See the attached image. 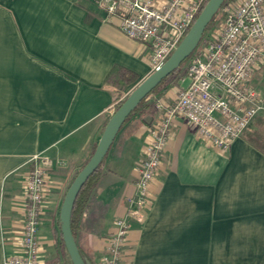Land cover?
Segmentation results:
<instances>
[{
	"label": "crops",
	"instance_id": "obj_1",
	"mask_svg": "<svg viewBox=\"0 0 264 264\" xmlns=\"http://www.w3.org/2000/svg\"><path fill=\"white\" fill-rule=\"evenodd\" d=\"M98 1L0 0V264L23 223L36 154L54 162L40 257L71 264L60 227L66 193L96 149L110 109L152 74L148 49L125 36L120 19ZM115 68L124 81L109 78ZM185 85L168 79L132 113L82 198L89 206L75 210V239L89 264H99L114 220L136 195L147 125L162 117L158 102L172 103ZM253 86L264 97V66ZM170 131L154 204L141 223L132 221L122 264H264V151L253 143L264 137V112L226 151L200 140L181 116Z\"/></svg>",
	"mask_w": 264,
	"mask_h": 264
},
{
	"label": "built area",
	"instance_id": "obj_2",
	"mask_svg": "<svg viewBox=\"0 0 264 264\" xmlns=\"http://www.w3.org/2000/svg\"><path fill=\"white\" fill-rule=\"evenodd\" d=\"M206 0H99L109 15L120 19L122 33L148 49L152 73L173 54L192 27ZM220 23L209 30L201 48L189 59L172 103L157 104L162 117L147 125L150 134L136 168V195L124 216L114 220L99 264H122L132 221L142 222L153 206V182L177 116L187 120L203 142L226 151L264 112V97L253 86L256 70L264 66V0H227ZM116 109H110L111 115ZM24 187L23 223L10 238L13 253L4 264H46L39 238L43 206L53 160L44 154L31 158Z\"/></svg>",
	"mask_w": 264,
	"mask_h": 264
},
{
	"label": "water",
	"instance_id": "obj_3",
	"mask_svg": "<svg viewBox=\"0 0 264 264\" xmlns=\"http://www.w3.org/2000/svg\"><path fill=\"white\" fill-rule=\"evenodd\" d=\"M225 1L209 0L170 58L129 94L124 103L111 116L94 154L70 185L60 211V227L63 242L72 264H89L82 256L72 231V213L80 191L102 164L118 132L134 110L197 49L207 27Z\"/></svg>",
	"mask_w": 264,
	"mask_h": 264
},
{
	"label": "trees",
	"instance_id": "obj_4",
	"mask_svg": "<svg viewBox=\"0 0 264 264\" xmlns=\"http://www.w3.org/2000/svg\"><path fill=\"white\" fill-rule=\"evenodd\" d=\"M208 1L209 0H206L205 1V3H204V5L202 6V9L200 10V13H201V11L203 10V8L206 6V4L208 3ZM227 2V0L225 1V3ZM224 3V4H225ZM223 4V5H224ZM221 10V9H220ZM220 10H219V12L215 15V17L213 18V20L211 21V23L209 24V26L207 27V29H206V31H205V34H204V36H203V38H202V40H201V42H200V44H199V46L197 47V49L193 52V54L176 70V71H174L169 77H167L151 94H153V93H155V92H157L161 87H163L164 85H165V83H166V81L168 80V79H170V78H173V77H175V78H177L178 80H180V78L185 74V67H186V64H187V62L189 61V59L201 48V46H202V44H203V41H204V39H205V36L207 35V33L209 32V30H211V26H212V24H213V22L216 20V18L219 16V13H220ZM199 13V14H200ZM199 14L197 15V17H196V20H197V18H198V16H199ZM195 20V21H196ZM195 21H194V23H195ZM193 23V24H194ZM191 28V27H190ZM190 28L188 29V31H187V33L189 32V30H190ZM183 71V72H182ZM125 72L124 71H122V70H120L119 68H115L114 70H113V72L110 74V79L112 78V76H117L118 74H120V78L122 79V81H124V79H126V78H124V77H126V75L124 74ZM130 81H132V79L130 80ZM129 82V81H128ZM150 94V95H151ZM149 95V96H150ZM148 96V97H149ZM147 97V98H148ZM146 98V99H147ZM127 99V98H126ZM126 99H124V100H122V101H120L119 102V104H118V106H117V109L124 103V101L126 100ZM145 99V100H146ZM145 100H143L140 104H139V106L135 109V110H137L139 107H140V105L145 101ZM116 109V110H117ZM134 110V111H135ZM132 115V114H131ZM130 115V116H131ZM253 143L258 147V148H260L262 151H264V137L263 136H258L257 138H256V140L255 141H253ZM96 150V149H95ZM95 150H94V152H95ZM94 152H93V154H94ZM92 154V155H93ZM90 160V159H89ZM88 160V161H89ZM88 161L86 162V164L88 163ZM103 163V162H102ZM86 164L83 166V168L86 166ZM102 165V164H101ZM101 165L99 166V168L90 176V178L87 180V182L85 183V185L83 186V188H82V190L80 191V193H79V195H78V197H77V200H76V202H75V206H74V209H73V213H72V231H73V234H74V236H75V233H74V214H75V210L77 209V207H79L80 205H83V209H86L89 205L87 204V203H85V201H82V198H83V196H84V194L91 188V185H92V182L94 181V178H95V176L97 175V173L99 172V170H100V167H101ZM82 168V169H83ZM75 179V178H74ZM82 202H84V203H82ZM61 238H62V246H63V248H64V250H65V254L68 256V258H69V255H68V253H67V250H66V247H65V244H64V242H63V237H62V234H61ZM81 252V251H80ZM82 254V253H81ZM83 256V255H82ZM84 257V256H83ZM70 259V258H69ZM72 264V263H71Z\"/></svg>",
	"mask_w": 264,
	"mask_h": 264
},
{
	"label": "rangeland",
	"instance_id": "obj_5",
	"mask_svg": "<svg viewBox=\"0 0 264 264\" xmlns=\"http://www.w3.org/2000/svg\"><path fill=\"white\" fill-rule=\"evenodd\" d=\"M220 18H219V16L216 18V20L213 22V24H212V26H211V30L213 29V28H215V27H217L218 26V24L220 23ZM183 72V71H182Z\"/></svg>",
	"mask_w": 264,
	"mask_h": 264
}]
</instances>
